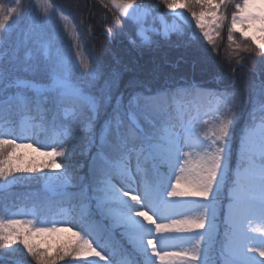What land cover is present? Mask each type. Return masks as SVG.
Masks as SVG:
<instances>
[{"label": "snow or ice", "instance_id": "1", "mask_svg": "<svg viewBox=\"0 0 264 264\" xmlns=\"http://www.w3.org/2000/svg\"><path fill=\"white\" fill-rule=\"evenodd\" d=\"M109 3L116 25L128 21L136 48L191 30L188 39L210 52L228 20L222 8L232 3L229 44L241 49L239 33L250 42L243 51L264 53V0ZM36 7L38 14L12 40L13 26L25 20L23 5L0 3V57H6L0 58V195L22 179L16 173H34L55 199L14 211L0 206V261L20 252L35 264H264V80L253 86V107L238 133L244 115L238 90L191 85L125 104L113 95L114 74L94 95L89 86L100 69L79 51L83 32L52 0ZM104 31L114 34L111 27ZM21 66L43 71L46 81L16 75ZM105 105L112 112L97 144L94 125ZM79 133L96 146L86 178L70 171L65 156L73 151L65 143ZM70 186L77 191L69 193ZM54 236L55 243L46 242Z\"/></svg>", "mask_w": 264, "mask_h": 264}, {"label": "trees", "instance_id": "2", "mask_svg": "<svg viewBox=\"0 0 264 264\" xmlns=\"http://www.w3.org/2000/svg\"><path fill=\"white\" fill-rule=\"evenodd\" d=\"M21 2L24 21H27L38 0H21ZM52 2L66 15H69L71 20L77 24V29L83 32L81 40L83 47L79 51L87 60L99 65L100 76L89 86L92 94H101L106 82L110 81L114 74L113 95L122 96L125 104L135 96H155L159 93L174 92L179 88H188L191 85L211 91L238 90L244 104V115L237 127V133L239 132V128L243 126L247 118L248 111L253 107V86L264 80V57L258 49L251 52L243 51L244 46L250 42L243 41L237 33L235 34L236 40L241 43V49H235L234 45L229 44L227 37L231 13L234 10L232 3L222 8L228 15V20L218 30L219 36H214L216 43L210 47H213L215 51L210 52L199 41L193 42L188 39L191 30H188L187 35L183 37L176 33L170 34L168 38L155 37L158 43L152 47H134L128 39V21L122 18L120 25L113 22V17L118 13L109 0H103V4L101 0H52ZM141 2L150 4L153 0H137V3ZM234 2L239 3L240 0H234ZM0 3L11 4L12 0H0ZM104 4L108 7L105 8ZM194 10L200 11L201 9L196 7ZM157 26L159 27L158 21ZM57 27H62L61 22L57 21ZM106 27L112 28L114 33L112 36L105 34ZM20 28V24L13 26L10 33L12 40H16L21 32ZM120 28L125 29L124 34L120 33ZM68 40H71L70 36L67 37L66 43ZM24 77L31 79L28 76ZM34 80L43 82L45 78L40 76ZM111 112L112 106L105 105L97 116L94 125V137L97 138V144L102 125ZM48 115L51 118L52 114ZM77 126L82 127V124L71 123V127ZM69 144L73 145V151L70 156L67 153L65 156L70 171L80 177H88L91 156L95 154L96 146H88V138L84 133H79L75 140L66 142L64 147H68ZM233 147L235 153V143ZM57 160L62 164L65 163V158L58 157ZM235 161L234 156L232 167ZM44 171L49 170L44 169ZM15 175L22 179L13 185L9 192L0 195V206H7L11 211L25 202H47L55 199L43 190L45 181L35 178L38 174L16 173ZM35 191L37 193L33 196ZM67 191L71 193L77 189L70 186ZM26 196H28L27 199ZM220 232L222 235L223 225L220 226ZM115 233V239L120 241L119 229H116ZM46 242L55 243L56 237L49 238ZM15 260H23L24 264H35L33 258L24 256L20 252L5 255L0 264H13ZM58 264H65V261H59Z\"/></svg>", "mask_w": 264, "mask_h": 264}, {"label": "rangeland", "instance_id": "3", "mask_svg": "<svg viewBox=\"0 0 264 264\" xmlns=\"http://www.w3.org/2000/svg\"><path fill=\"white\" fill-rule=\"evenodd\" d=\"M234 11V10H233ZM38 12H39V9L37 8V7H35V8H33V10L31 11V14H30V17L28 18V20H30L31 18H32V16H34V15H36V14H38ZM168 19V18H167ZM27 20V21H28ZM27 21H22L21 23H20V30H22V29H24V27L26 26V23H27ZM168 22L169 23H171L172 21H171V18L169 17V19H168ZM158 24H159V22H158ZM20 34H21V32H19V35L17 36V38H16V40L17 39H19V37H20ZM238 35H239V33H237ZM240 36V35H239ZM63 44L66 46V43H65V41H63ZM23 51L21 52V56L23 57ZM262 56L264 57V53H262ZM0 58H4V59H6V57H0ZM41 63H42V61H41ZM16 75H19L20 77H22V78H25L24 76H28L29 78H31V79H37V78H39L40 76H42L43 78H45V80L43 81V82H45L46 81V77H45V73L43 72V71H41V70H36V71H24L23 70V66H21L20 67V70L16 73ZM41 82V81H40ZM206 103V102H205ZM205 110H207L206 108H205ZM206 118V117H205ZM40 138V137H39ZM21 142H24V143H27L28 141L27 140H24V141H21ZM34 144H35V141H32ZM36 147H40V145L39 144H36ZM234 148V147H233ZM44 150H50V148H46V149H44ZM188 149H185V151H187ZM27 151H31V150H27ZM40 159H43L42 157L40 158ZM60 162V161H59ZM61 163V162H60ZM133 166H134V161H133ZM44 189L48 192V193H50L48 190H47V188H46V185H44ZM51 194V193H50ZM26 203V202H25ZM25 203H23V204H25ZM22 204V205H23ZM21 205V206H22ZM19 207V206H18ZM15 209H13V210H11V211H14ZM53 218H59V217H57V216H55V214H53V216H52ZM105 254H107V253H105Z\"/></svg>", "mask_w": 264, "mask_h": 264}]
</instances>
